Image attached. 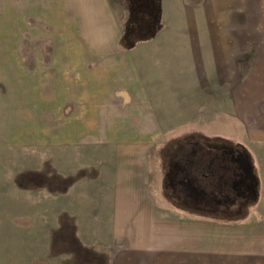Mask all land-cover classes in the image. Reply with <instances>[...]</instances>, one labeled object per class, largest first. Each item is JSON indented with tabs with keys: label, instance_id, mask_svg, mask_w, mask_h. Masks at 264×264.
<instances>
[{
	"label": "rangeland",
	"instance_id": "1",
	"mask_svg": "<svg viewBox=\"0 0 264 264\" xmlns=\"http://www.w3.org/2000/svg\"><path fill=\"white\" fill-rule=\"evenodd\" d=\"M155 2L115 0V9H111L116 15L111 18L115 17L117 27L110 31L109 16L97 13L107 0H0V264H110L108 208L93 195L103 196L101 189L107 190L105 180L111 178L113 168L107 159L94 157L97 153L107 155L114 146L51 145L44 142V135L58 134L59 128L44 122L60 89L75 88L77 75L83 77L81 83L86 80L75 67H83L90 75L92 66L101 60L97 56H122L136 45L131 36L143 29L154 31L159 23ZM226 3L229 22L237 17L245 27L243 55L228 66L229 75L236 76L229 79V89L231 82H244L245 94L251 93L247 87L254 89L253 105L263 112L264 0ZM76 56L81 60L84 56V61L73 62ZM10 113L18 115L19 125ZM249 121L255 132L264 125L256 117ZM195 133L204 134L198 128H182L165 141L149 143V163L155 154L166 156L176 144L172 141ZM2 135L9 136V141L1 139ZM260 139L251 144L254 158L244 148L258 178L256 197L250 194V186L227 184L230 188L217 186L221 188L216 189L218 195L228 202L242 196L237 207H195L197 250L210 248L214 254L232 258L233 264H264V138ZM115 146L120 151L132 149L130 143ZM64 153L72 158L60 159ZM204 155L205 167L217 163L215 153ZM162 162L167 159L149 166L151 180L153 177L157 185L166 173ZM199 164L203 161L198 160ZM201 171L199 167L197 172ZM76 183L79 190L70 192ZM207 183L216 184L213 179ZM158 196L165 204L174 205L164 188Z\"/></svg>",
	"mask_w": 264,
	"mask_h": 264
},
{
	"label": "crops",
	"instance_id": "2",
	"mask_svg": "<svg viewBox=\"0 0 264 264\" xmlns=\"http://www.w3.org/2000/svg\"><path fill=\"white\" fill-rule=\"evenodd\" d=\"M111 1L102 5L107 6L105 10L97 11L109 16L110 31L117 27L115 17L111 18L116 15L111 9L115 0ZM155 4L159 25L150 39L134 43L122 56H97L101 60L90 75L83 67H75L86 80L81 83L83 77L77 75L75 88L60 89L44 122L58 127L59 133L46 132L44 142L59 147L114 146L107 155L94 157L107 159L113 168L111 178L105 180L107 190L101 189L103 196L93 195L108 208L110 264H233L232 258L214 254L210 248L197 250L194 212L196 206L237 207L242 196L228 202L216 190L229 177L237 187L242 185L237 169L235 176L228 173L226 152L236 155L239 145L254 158L251 144L264 138V125L255 132L249 123L256 117L264 124V111L253 105L254 89L247 87L251 93L245 94V83L238 81L231 82L229 89V79L236 76L229 75L228 66L243 55L245 27L236 16L235 22H229L226 0H156ZM122 6L126 10L123 2ZM74 59L78 64L84 56L83 61L81 56ZM10 114L19 125L18 115L14 119ZM182 128H198L204 134L176 139L166 156L150 157L155 166L167 159L162 162L163 183L161 176L159 185L154 184L148 144L165 141ZM3 138L9 141V136ZM118 143H130L132 149L117 150ZM204 153H215L220 173L214 172L213 165L205 167ZM70 155L60 154V159ZM198 160L202 166H197ZM199 167L204 170L201 174ZM212 179L216 184L207 183ZM78 184L70 192L78 191ZM163 188L173 206L158 196Z\"/></svg>",
	"mask_w": 264,
	"mask_h": 264
},
{
	"label": "trees",
	"instance_id": "3",
	"mask_svg": "<svg viewBox=\"0 0 264 264\" xmlns=\"http://www.w3.org/2000/svg\"><path fill=\"white\" fill-rule=\"evenodd\" d=\"M135 30H140V29H135ZM144 30L145 29H143L139 34H134L133 36H131L130 40L132 42H139V41H146V40L150 39L152 36V32H150L149 30L148 31H144ZM137 35H138V37H137ZM236 149L238 150V154L241 157V159L245 162V167H244L245 171L243 172V174H244L243 178L244 179H243V182H241V183L243 186L245 185V187L250 186V188H252L249 192L254 198V197H256V189L254 187H255L256 183H258V178H257L256 173L254 172L253 168L249 164L250 157H249V154L247 153V151L242 146H239V145L237 146ZM233 154L235 155L234 152H232V155ZM228 165H227L228 173H230L232 176H235L237 165L233 164V161L230 159V157L228 158ZM197 166H200V164L199 165L197 164ZM213 166L215 167L214 172L216 169H217V171L219 169H221L220 164H218L216 162H214ZM218 172L220 173V171H218ZM228 180H229V182H228ZM228 180L223 182L225 184V186H228L230 188V186H229L230 184H233V185L236 184L235 181H233V179H230V177L228 178ZM230 181H233V182L230 183ZM227 184H229V185H227ZM245 198H247V197H245ZM224 209L231 210L232 208L231 207H224Z\"/></svg>",
	"mask_w": 264,
	"mask_h": 264
},
{
	"label": "flooded vegetation",
	"instance_id": "4",
	"mask_svg": "<svg viewBox=\"0 0 264 264\" xmlns=\"http://www.w3.org/2000/svg\"><path fill=\"white\" fill-rule=\"evenodd\" d=\"M228 154V156L230 157V159L233 161V164L237 165V169L238 172L236 173L237 176L240 178V182H243V172L245 171L244 167H245V162L241 159V157L239 156V154L237 153L236 155H232V152H226ZM247 172V171H246ZM247 174V173H246Z\"/></svg>",
	"mask_w": 264,
	"mask_h": 264
}]
</instances>
